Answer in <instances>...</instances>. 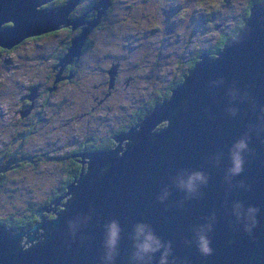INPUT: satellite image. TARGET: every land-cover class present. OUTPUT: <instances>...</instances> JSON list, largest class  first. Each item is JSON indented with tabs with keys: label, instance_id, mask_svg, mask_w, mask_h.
I'll return each instance as SVG.
<instances>
[{
	"label": "water",
	"instance_id": "obj_1",
	"mask_svg": "<svg viewBox=\"0 0 264 264\" xmlns=\"http://www.w3.org/2000/svg\"><path fill=\"white\" fill-rule=\"evenodd\" d=\"M44 1L0 0L1 46L82 22L68 18L77 0ZM96 2L58 63L80 53L109 0ZM198 56L169 96L112 135L127 138L122 148L72 153L88 157L86 170L54 216L40 206L28 228L0 227V264H264V0L222 49ZM21 234L33 240L24 248Z\"/></svg>",
	"mask_w": 264,
	"mask_h": 264
},
{
	"label": "trees",
	"instance_id": "obj_2",
	"mask_svg": "<svg viewBox=\"0 0 264 264\" xmlns=\"http://www.w3.org/2000/svg\"><path fill=\"white\" fill-rule=\"evenodd\" d=\"M144 1L146 2H131V4H136L138 6V14H140V12L142 11H149L147 14L144 13L146 20H142L143 22L139 23L137 17L134 16L132 18H129V21L126 18L125 20H123L119 15V12L123 10L122 3L112 2L109 9L107 8L105 10V16L102 18L104 22H100V24L95 27L93 35H96V33L101 34V32L106 31L109 39V41L106 43H111L110 45L112 46V50L115 51L117 48L115 47V44H113V41L114 39L116 41L118 38L111 37L112 35H110L108 32V30H112L114 28L113 25L116 26L115 30L117 34H124L125 36L128 32L132 35L135 29L140 30V32L134 34V37L136 38L148 34L146 30H144L148 29L144 26V23L147 21L150 26L157 30L156 35H163L164 33L167 34L166 32L170 31L174 37H183L185 32L190 29L192 30V33L197 32L198 29L201 31V28L199 27L201 20V23L208 24L213 32H210V34H212L211 37L203 36L202 32L200 38L198 39L199 44H195L197 46H194V50L188 49L189 51L185 52V54H183L180 59L169 63V69L173 70L176 73V78H173L169 81V86L166 87V89L164 88L165 90L152 88L153 90L151 92V95L146 96L144 92L137 100L131 102L132 104H135V107L128 103V109L125 110L128 118L118 115L117 117L119 118V120H113V130L122 128L125 129L126 126H128L125 124H128L136 119L138 120V118L146 114L155 104L160 102L163 97L169 96L171 88L177 83L181 82L184 78V75L188 72L189 68L197 62V60L199 59L198 55L201 54V52L206 51L208 55L213 56L217 51L222 49L224 42L232 38L244 24V21L246 20V17L244 18V16L249 15L253 2H259L260 0H242L241 4L240 2H237V0H162V2H151V0ZM81 2L86 7H89L91 13L93 14V17H95L97 13L96 8H94V4L97 3L96 0H82ZM119 3L120 6H117ZM155 3L164 4L166 15H163V18L162 14L159 12V7H156ZM241 7L242 10L238 13L237 11H240ZM75 8L76 12L72 10L69 13L70 10L68 11L69 17H72L77 13L78 6ZM153 9H156V13L153 11ZM224 12L230 15H235V20L233 21L231 19L229 28H226L224 26L225 28H222L220 31L219 29L212 28L213 24L220 19L226 20V18L224 17ZM159 20L162 22V24L159 23ZM176 20L177 26L175 25ZM10 24L11 22L9 20H6L2 23V26H9ZM188 24L189 28L187 27ZM58 31L62 32L61 30H50L49 32L46 31L39 34H34L33 36H35L36 38H44L48 35H54ZM62 34L64 40H60L59 43L54 44L52 48L41 49L40 53L36 54L37 56H39L37 57V59L40 60L39 62L35 63L36 65L39 64L41 66L42 63L47 60L45 59V57H49V61H52V64L56 63V67L64 62L67 63L71 61L67 60L58 63L59 58L66 50L70 39L74 36L73 35L70 38L67 36V34ZM171 40V45H173L174 47L170 46L166 50V53L168 52V50L170 51V49L171 52H174L177 49L175 48V46H177L175 40L173 41V38H171ZM117 42L121 41L117 40L116 43ZM95 45V39L87 34L83 44L81 45V48L84 49V52L81 54L80 58H78V61L75 64L76 66L74 65V71L76 72L75 77L78 78L79 74H84V71H82L79 66L82 60L90 57L92 65L89 67L91 68H93L95 62L96 64H98L99 62L101 63L104 61L100 58H98L99 60H97V58H95L94 60V58L92 57L95 54L97 56H101V54L104 52V50L98 48L91 52L90 50H92ZM0 47L3 46L0 45ZM3 48L6 49V47ZM43 50H45L44 54ZM184 50L185 49H182V52ZM8 51L9 49L1 50L0 54H6V52L9 53ZM57 53L60 54L56 56ZM135 54L143 57V54L139 51H135ZM119 55L120 53H116L114 58L119 57ZM73 57L75 56H72V58ZM114 58H112L113 61ZM132 63L134 69L135 65L139 66L142 70L143 68H146L144 64H140L139 62L132 61ZM153 65L154 64L151 63L149 68L153 67ZM156 66L160 67L161 64L157 62ZM25 68L26 72H28L30 70V64L25 65ZM152 70L153 69L151 68V71ZM48 81V75H41L40 71L37 70V72H34L31 75V80H29L27 85L22 86L21 90L18 93H15L13 90L14 85L16 84H12V87L6 86V83L8 82L0 84L3 90V92H0V103L2 101V105H5L7 108H9L10 105L11 108L14 107L15 103L17 104V106H22L21 108H24V106H27V104L32 101L30 99L31 96H29L31 94V90L37 89V92H39L38 99L31 109L30 113L26 117L21 118L22 120L26 121L27 125L32 129L33 132L31 135L34 139L31 140V144H26L27 139H25L24 142H21L22 147L18 146L16 152V157H21L23 155L29 154V156H31V159L27 158L26 160H20L19 158H16L19 166H21L18 168V170L0 172V196H3L2 198H0V227H3L10 232H13V230H19L24 226H30L38 218L35 210L41 205L51 201L55 195L65 191L66 185L69 183V180L73 177L78 176L82 171V167L84 170H86V166L84 163L80 162L79 160H75V158L70 155V152L74 151L73 149L78 150L83 146L84 149L96 150L109 147L111 145V142L113 141L110 136H107L105 138L101 135V133L97 132L91 134L92 138L94 137L93 139L95 140H80V142L75 145L74 148L71 147V145L74 144L71 142H68L66 144L65 142L61 141V144L58 145H55L53 141H46L44 143L39 142L41 140L37 137V127L46 121H43L44 118H46L47 120L52 118L51 114H47L45 112V108L49 107L48 102L51 99V97L49 98V96L55 94V89L57 88L56 87L51 91H47L46 88L48 86ZM59 86H61V83L59 84ZM76 87H78V83ZM73 96L75 97V95ZM14 97L15 103H12L11 99L14 101ZM62 100L64 99L62 98ZM52 101L54 102V107H56L57 104L55 100ZM58 113L60 112H54V114L56 115H58ZM14 123L15 122L12 121H5V124L3 125V131L1 133L2 138H5V136L9 134L10 130L11 135H13L17 131L18 126H15ZM165 124L166 121H161L157 124V126L161 127ZM23 126L24 124H21L19 127ZM126 130L127 128L124 131ZM83 132V136L89 137L88 132L84 130ZM104 132H106V129L104 130ZM98 137H101L102 139L97 140L96 138ZM55 138H57V136ZM67 145H69V147L65 148ZM15 146V144L10 145L9 142H5L0 139V164H2L7 158L10 157V155L15 150L13 149ZM40 146H42V148H39ZM46 156L49 157L47 158ZM41 161L42 163L50 162L48 164H50L51 167L44 168L42 165L41 167L40 165L38 166V163ZM2 165H4V163ZM36 173H41V175H38L37 177L38 182H35V184L32 182L27 184L24 183L26 178H33V175H35ZM57 207L59 206L57 205ZM46 214L48 217H52L55 215L54 212H46ZM2 215H4L6 219H3ZM12 226H14V228Z\"/></svg>",
	"mask_w": 264,
	"mask_h": 264
},
{
	"label": "rangeland",
	"instance_id": "obj_3",
	"mask_svg": "<svg viewBox=\"0 0 264 264\" xmlns=\"http://www.w3.org/2000/svg\"><path fill=\"white\" fill-rule=\"evenodd\" d=\"M78 2L80 1L78 0ZM109 2L122 3L123 10L119 12L120 13L119 15L123 20H125L126 18L129 21V18H132L134 16L137 17L138 22L140 23L143 22L142 20H146L144 13L147 14L149 12L148 10H146L138 14L137 13L138 6L136 4H131V2H146L144 0H116V1L109 0ZM151 2H162V0H151ZM237 2H240L241 4L242 0H237ZM55 4L57 3L55 2ZM57 6L58 5L49 6V7H57ZM117 6H120V3ZM155 6L159 7V12L162 14V18H163V15H166L164 4L155 3ZM241 10L242 7L240 11L237 12L239 13L241 12ZM153 11L156 13V9H153ZM101 14L99 15V17L101 16ZM224 14L226 21L224 25L219 29V31L225 27L229 28L231 19L233 21L235 20V15L233 14L230 15L227 14L226 12H224ZM99 17L97 18L98 20ZM98 20L93 22V26L97 24ZM159 23L162 24L160 20ZM78 24H81V22H76V25ZM205 24L200 23L199 25V27L201 28L200 32L198 29L197 32L192 33V30L190 29L187 32H185L183 37H177V36L174 37L170 31L166 32L167 34L164 33L163 35H156L157 30L154 29L152 26H150L147 21L144 23V26L148 29H144V30H146L148 34L138 38L134 37L135 36L134 34L140 32V30L135 29L132 35L128 32L125 36L124 34L121 35L117 34L115 30L116 26L113 25L114 28L112 30H108V32L110 35H112L111 37L113 38L116 37L118 38L117 39L118 41H121L116 43L117 40L115 41L114 39L113 44H115V47L117 48L115 51L112 50V46L110 45L111 43H106L109 41L106 31L101 32V34L96 33V35H93V33L88 31L87 34H90V36L94 38L96 41L95 47L92 50H90L91 52L94 51L96 48L103 50L104 48L108 47L111 53H115V54L120 53L117 59L120 67L117 73L118 74L116 78L117 81L114 84V90L110 95V97L108 95L99 104H97L95 99H92L89 95L87 97L81 96L82 91L84 89L90 90V88L93 91V95L96 94V88H94L92 82L87 86L85 85L86 81L89 80L91 77L90 76L91 71L89 69L90 68L89 66L92 65V61H90V57L82 60L79 66L80 69L84 71V74L83 75L79 74L78 75L79 78H76L72 82L61 83V86H58L55 89V94L49 96V98L51 97V99L48 102L49 107L45 108V112L47 114H51L52 118L47 120L46 118L43 117L44 118L43 121L45 120L46 121L37 127V131H38L37 137L38 139L41 140L39 142L44 143L46 141H53L55 145L61 144V141L65 142L66 144L68 142H72L74 138L72 134V129L76 127H80V129L83 130V129H87L88 127H90L91 129H95L96 126L97 132L101 133V135L103 136L104 130L108 126H112L114 123L112 117H117L118 115L124 117L126 115L125 110L128 109V103H130V105L133 106L131 102L133 100H137L144 92L145 95L147 96L152 94L151 93L153 90L152 88L163 90L164 88L166 89V87L169 86L168 85L169 81L173 78H176L175 76L176 73L173 70L169 69L170 67L169 63L174 62L177 59H180L181 56L185 54V52L189 51L188 49L194 50L195 48L194 46H197L195 44H199L198 39L200 38L202 32H203V36H209V37L212 36V34H210V32L212 31L211 27H209L208 24L206 25ZM215 24L216 23L213 24L212 28H215ZM175 25L177 26V20L175 21ZM92 27L90 26L88 30H90ZM187 27L189 28V24L187 25ZM171 38H173V41L175 40V43L177 45L175 46V48L177 49L174 52H171L170 49V51L168 50V52L166 53V50L170 46L174 47L173 45H171L172 44ZM60 40H64L63 34L60 31L56 32L54 35H48L47 37L44 38L35 37L27 40L23 39V41L20 40L21 42L18 41L16 43L15 50L6 54H0V84H3L4 82L5 83L8 82L6 83V86L12 87V83L15 82V84L18 86L14 85L13 90L15 93H18L21 90L22 86H24L27 83V81L30 80L31 75L34 72H37V70H42V71L48 70L50 63L49 57L47 58L45 57V59L47 60L43 62L42 65L40 66L39 64L38 65L35 64L40 61L39 59H37V57L39 56H37L36 54L40 53L41 49L52 48L53 45L58 44ZM182 49L185 50L182 52ZM135 51L141 52L143 54V57L135 54ZM19 53H21V57L15 60H11L13 55H17ZM44 53L45 50H43V54ZM64 61L67 60L64 59ZM132 61H136L139 62L140 64H144L146 68H143L142 70L140 69L139 66L135 65V70H133L131 68V65L133 64ZM157 62L161 64L160 67L156 66ZM151 63L154 64L153 67H151L153 69L152 71L151 68H149ZM27 64H30V70L28 72H26V68H25V65ZM116 66H115V72H116ZM54 67H56V64H54ZM128 74H130L131 79L128 85H126L123 79H125V77ZM55 75H56V71H54L53 73L52 81L61 78L59 76L56 78ZM65 76H67V74ZM23 79L27 81L26 82L23 81L24 83H21ZM61 80L65 81L67 80V78L63 77ZM81 80L82 81L86 80V81H83L81 83ZM77 83H78V87H76ZM94 84H96V82ZM77 88H78V95L77 97H74L73 95H76ZM0 92H3L1 86H0ZM6 92H7V87H6ZM102 96L103 94L101 93L96 95V97H102ZM62 98L64 100H62ZM52 100H55L57 104L56 107H54V102ZM11 102L15 103V97H14V101L11 99ZM107 102H109L110 104L109 106L110 109L105 110V108L103 107L106 105ZM2 103L3 102L1 101L0 122L14 120L15 113L13 114L12 112L17 111L16 108L17 104L15 103L14 107L12 108L11 105L9 106V108H7L5 105H2ZM54 112L55 113L60 112V113L56 115L54 114ZM110 121H112L111 124L109 123ZM56 136L58 139L55 138ZM79 137L80 136H78L77 138ZM68 147L69 145H67L65 148ZM113 147H115V145ZM39 148H42V146H40ZM76 157L80 158L83 162L86 159L85 157H80L79 155H76ZM42 161L38 163V166L40 165L41 167L42 165L44 168L51 167V165L48 164L50 162L42 163ZM38 175H41V173H36L35 175H33V178L31 177L26 178L24 183L27 184L32 182L35 184V182H38L37 179ZM2 197L3 196L1 195L0 198ZM46 205L54 209V204L47 203ZM42 211L44 210H41V213ZM37 231L39 230L37 229ZM32 241L33 240L26 243L19 242V244L24 248L30 245Z\"/></svg>",
	"mask_w": 264,
	"mask_h": 264
},
{
	"label": "flooded vegetation",
	"instance_id": "obj_4",
	"mask_svg": "<svg viewBox=\"0 0 264 264\" xmlns=\"http://www.w3.org/2000/svg\"><path fill=\"white\" fill-rule=\"evenodd\" d=\"M65 0H46V1H44L43 2V6H46V7H49V6H56V5H60V4H62L63 2H64ZM80 2H78V0H77V2H75V4L71 7V9H70V11H69V13L72 11V10H74L75 12H76V8L75 7H77L78 6V10H77V13L74 15V16H76V15H79V14H81V16H82V22H81V24H78V25H73L72 23H68V24H64V25H62V26H59V27H57V28H55V29H51V30H61L62 31V33H65V34H67V36L68 37H72L73 35H75L76 33H78L79 31H80V27L82 26V25H84L85 24V21L87 20V19H89V18H91V17H93V14L91 13V10L89 9V7L87 6H85V5H83L82 4V0H79ZM55 2L57 3V4H55ZM88 3V2H87ZM48 6H47V5ZM112 4V2H109L108 4H107V6L105 7V9H104V11H103V13L101 14V16L99 17V20H98V22H97V24L96 25H94L90 30H89V32H91V33H93L95 30V27L98 25V24H100V22L102 23V18L105 16V10L108 8L109 9V7H110V5ZM74 16H70L69 17V14H68V18H73ZM246 16H244V18H245ZM202 21V20H201ZM201 21H200V23H201ZM225 19H220L219 21H217L216 22V24H215V28L216 29H220L223 25H224V23H225ZM104 22V21H103ZM72 24V25H71ZM71 25V26H70ZM72 27V28H71ZM50 30H48L47 32H49ZM200 31V30H199ZM90 35V34H89ZM30 38H35V36H33V35H27V36H24L23 38H22V40L21 41H23V39L24 40H27V39H30ZM20 41V42H21ZM16 44H14L13 46H11L10 48H3V47H0V51L1 50H7V49H9V51L8 52H11V51H13V50H15L16 49ZM104 50V52L101 54V56H97L96 54L95 55H93L92 57L94 58V60H95V58H97V60H99L98 58H100V59H102V60H104L103 62H99L98 64H96V62H95V64H94V66H93V68H89L90 69V71H91V77H90V79L89 80H87L86 81V83H85V85L87 86L88 84H91V82H92V85L94 86V88H96V94L95 95H93V91H92V89L90 88V90L89 89H84L83 91H82V94H81V96H84V97H87L88 95L92 98V99H95V101H96V103L97 104H99V103H101L104 99H105V97H107L108 95H109V97H110V95L112 94V92H113V90H114V84H115V82L117 81V73H118V71H119V67H120V65H119V62H118V60H117V58L118 57H115L114 58V56H115V53H111L110 52V50H109V48L108 47H106V48H104L103 49ZM84 52V49H82L81 48V51H80V53L76 56V57H73L72 59H71V61H69V62H67V63H64V64H62L61 66H57V67H54V64H52V61H50V63H49V67H48V70L47 71H42V70H39L40 71V73H41V75H48V79H49V81H48V86H47V91H51L52 89H54V88H56V87H58L59 86V84L60 83H63V82H66V83H69V82H72L73 80H75V78H77V77H75L76 76V72L74 71V65L76 64V62L78 61V58H80V56H81V54ZM206 52V51H205ZM7 53V52H6ZM207 53V52H206ZM60 53H57L56 54V56L57 55H59ZM208 54V53H207ZM19 57H21V53H19V54H17V55H13V57L11 58V60H15V59H18ZM112 58H114V61H113V59ZM53 60V59H52ZM70 60V59H69ZM105 61H106V63H105ZM117 64V66H116V72H115V74H114V79H113V85L110 87V88H108L107 87V69L111 66V65H113V64ZM72 65H73V67H72ZM76 66V65H75ZM131 68L133 69V70H135L134 68H133V64L131 65ZM133 70H131V71H133ZM54 71H56V73H57V75L59 76V77H61L60 79H58V80H55V81H52V77H53V73H54ZM67 74V76H65V75ZM108 76H109V74H108ZM63 77H66L67 78V80H65V81H62L61 79L63 78ZM79 78V77H78ZM130 74H128L126 77H125V79H123V81H124V83L126 84V85H128V83L130 82ZM30 80H31V77H30ZM23 81H27V80H25V79H23L22 81H21V83H24ZM84 81V80H83ZM82 81V82H83ZM29 81H27V83H28ZM96 82V84H94ZM27 83L25 84V85H27ZM106 83V84H105ZM12 84H15V82L14 83H12ZM38 90L37 89H35V94H34V96L32 97V101L30 102V103H28L27 104V106L30 104V106H29V108L28 109H26L27 108V106H24V108H21V107H19V106H17L16 108H17V111H14V112H12L13 114L15 113V115H14V120H12V122H15L14 124H15V126H18V128H17V131L13 134V135H11V130L9 131V134L7 135V136H5V138H2L1 137V133H2V131H3V125L5 124V122L4 121H1L0 122V139H2L3 141H5V142H9V144L10 145H16L13 149H15L14 150V152L10 155V157L13 159V161L12 162H10V164L8 165V166H2V164L5 162H3L2 164H0V172L1 171H3V172H9V171H16V170H18V168L19 167H21V166H19V163L17 162V159L16 158H19L20 160H26L27 158H29V159H31V156H29V154H26V155H23V156H17L16 157V152H17V147L18 146H20V147H22V144H21V142H24V140L25 139H27V142H26V144H31V140H33L34 138L32 137V129L27 125V122L26 121H24V120H22L21 118H24V117H26L29 113H30V111H31V109L33 108V106H34V104L36 103V101H37V99H38V96H39V92H37ZM76 95H75V97H77V95H78V88L76 89ZM92 92V93H91ZM103 94V96L102 97H96V95H98V94ZM28 97V96H27ZM114 99V98H113ZM132 102H134V100L132 101ZM79 105H80V103H79ZM110 104H109V102H107L106 103V105L103 107V108H105V110H108V109H110ZM133 107H135V104H133ZM72 115V114H71ZM124 117H127L128 118V116L127 115H125ZM126 118V119H127ZM112 119L115 121V120H119V118L118 117H112ZM139 119V118H138ZM135 121H137V119L136 120H134V121H132V122H130V123H128V124H125V125H128V126H126V128H128L133 122H135ZM110 124L112 123V121H110L109 122ZM21 124H24V126L23 127H19ZM113 126V125H112ZM112 126H108L107 128H106V132H104V134H103V137H107V136H110L111 137V139L113 140L112 142H111V145L109 146V147H105V148H100V149H96V150H109V149H111V148H113V146L115 145L117 148H122L123 146H124V143L127 141V138H122V139H119V140H117V139H114L113 137H112V135H114V134H116V133H119V132H123L125 129H118V130H113L112 129ZM83 130L84 131H86V132H88L89 133V137L88 136H83L84 135V132H83ZM80 129V127H76V128H73L72 129V134H73V142H71V143H74V144H72L71 145V147L72 148H74V146L75 145H77L79 142H80V140H84V141H86V140H89V139H93L92 138V133H97V127L95 126V129H91L90 127H88L87 129ZM10 135V136H9ZM78 136H80L79 138H77ZM97 140H99V139H102L101 137H98V138H96ZM93 140H95V139H93ZM78 149V148H77ZM74 151L73 152H70V155H72V153H75V152H78V151H94V150H92V149H84L83 148V146L81 147V148H79L78 150H76V149H73ZM76 155H79V154H76ZM76 155H72L74 158H75V160H79L80 162H82V163H84L85 164V166L87 165V159H88V157L87 156H82V157H85L86 159H85V161L83 162L80 158H78V157H76ZM80 156V155H79ZM9 157V158H10ZM9 158H7V159H9ZM84 169H83V167H82V171H83ZM75 179V177H73L72 179H70L69 180V182L70 181H72V180H74ZM65 191H63L62 193H60V194H57V195H55L53 198H52V200L51 201H49L48 203H52V204H54V209L52 208V207H50V206H47L46 204H43V205H41V206H46V208L47 209H42V210H44V211H42V215H44L45 216V218H49L48 216H47V214H46V212H57L58 210H60L61 208H62V203H63V201H64V199H65V196L63 195V193H64ZM57 205L59 206V207H57ZM52 210V211H51ZM35 213H36V211H35ZM2 218L3 219H6L5 217H4V215H2ZM32 225V224H31ZM13 228H14V226H12ZM29 227V225L28 226H24V227H21V229H26V228H28ZM13 231H15V230H13ZM31 240H28L27 238H26V235L25 234H21V235H19V242L20 243H26V242H30Z\"/></svg>",
	"mask_w": 264,
	"mask_h": 264
},
{
	"label": "clouds",
	"instance_id": "obj_5",
	"mask_svg": "<svg viewBox=\"0 0 264 264\" xmlns=\"http://www.w3.org/2000/svg\"><path fill=\"white\" fill-rule=\"evenodd\" d=\"M239 167V163L237 162V168Z\"/></svg>",
	"mask_w": 264,
	"mask_h": 264
},
{
	"label": "bare ground",
	"instance_id": "obj_6",
	"mask_svg": "<svg viewBox=\"0 0 264 264\" xmlns=\"http://www.w3.org/2000/svg\"><path fill=\"white\" fill-rule=\"evenodd\" d=\"M236 34V33H235Z\"/></svg>",
	"mask_w": 264,
	"mask_h": 264
}]
</instances>
